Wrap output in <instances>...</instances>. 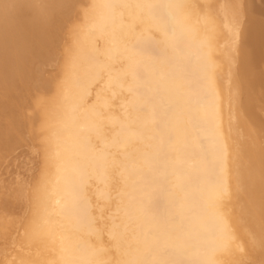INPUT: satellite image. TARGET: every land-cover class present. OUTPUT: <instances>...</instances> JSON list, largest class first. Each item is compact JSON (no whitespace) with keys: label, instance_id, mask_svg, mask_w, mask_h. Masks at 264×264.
Masks as SVG:
<instances>
[{"label":"bare ground","instance_id":"bare-ground-1","mask_svg":"<svg viewBox=\"0 0 264 264\" xmlns=\"http://www.w3.org/2000/svg\"><path fill=\"white\" fill-rule=\"evenodd\" d=\"M224 1L0 0V157L26 128L43 162L11 191L30 201L15 243L35 251L17 248L13 264L264 261V121L251 106L264 102L236 76L260 73L264 20ZM64 35L54 74H35Z\"/></svg>","mask_w":264,"mask_h":264},{"label":"rangeland","instance_id":"rangeland-1","mask_svg":"<svg viewBox=\"0 0 264 264\" xmlns=\"http://www.w3.org/2000/svg\"><path fill=\"white\" fill-rule=\"evenodd\" d=\"M219 1H220V0H219ZM219 1H217V2L214 1V3H216L215 5H218ZM222 1H223V0H221V3H222ZM229 1H230V0H229ZM229 1H228V0L226 1V0H225L224 2H225V3H228ZM240 1L242 2V5L247 4V6L249 5L248 2L251 3L250 6H251L252 9L255 11V12H254V11H252L251 9L249 10V12L251 11V13H250V14H252L251 16L254 17V15L256 14L255 16H257V17H254V18L259 19V20H261V21L264 20V19H262V17L264 18V14H263L264 11H261V9L264 10V0H260L261 2H259V0H258V1L256 0L258 3H257L255 0H243V1L240 0ZM244 1L247 2V3H245ZM251 1H252V2H251ZM241 2H240V3H241ZM255 2H256L258 5H257ZM210 3H211V4H214L212 0H210ZM221 3H220V4H221ZM253 3H254V5L252 6ZM208 4H209V3H207V4H205V5L207 6ZM211 4L208 5L209 8H210L209 11H210L211 15H212L213 12H214L213 10H215V13L219 11L218 14H217V17H219L218 15L221 16L220 13H222L221 11L224 10V8H223V6H222V5H224V4L222 3V5H219L217 8L214 6V7H215L214 9H213V5H211ZM255 4H256V5H255ZM210 5H211V6H210ZM225 5H226V4H225ZM225 5H224V7H226ZM200 6L203 7L202 3L200 4ZM206 6H205L204 9H206ZM208 6H207V8H208ZM250 6H248V7H250ZM258 6H260V7H258ZM262 6H263V7H262ZM220 7L222 8L221 11L218 10ZM251 7H250V8H251ZM253 7H254V8H253ZM261 7H262V8H261ZM200 8H201V7H200ZM221 8H220V9H221ZM256 8H257V9H256ZM202 9H203V8H202ZM255 9L259 11V12L257 11L259 14L256 13V10H255ZM259 9H260V10H259ZM212 11H213V12H212ZM249 12H248V14H249ZM252 12H253V13H252ZM215 13H214V15H216ZM223 13H224V11H223ZM223 13H222V15H224ZM257 14H258L259 16H258ZM214 15H213L212 17H214ZM247 16H250V15H247ZM217 17H216V16L214 17V21H215V18H217ZM222 18H223V16H221V18H218V19L222 21ZM218 19L216 20V22L219 21ZM241 19H246V15L244 14V17L241 18ZM241 19H240V20H241ZM239 22L241 23V21H239ZM242 22L244 23L245 21H242ZM240 23H239V26H240V27H241V25L243 26V24H242V23L240 24ZM263 23H264V21H263ZM218 24H220V28H221V26H222V25H221L222 22L220 23V21H219ZM240 27H239V30L241 29ZM220 31H222V29H221ZM223 32H224V31H223ZM223 32H222V33H223ZM239 33H240V32H239ZM65 35H66V34H65ZM65 35H64L63 37H60V38H61V41H60V39H59V41L57 40V43H56V44H59V43H60L59 46H61V45L63 44V45L61 46V48L64 46V47H63L64 49L62 48V51H61V49H60L59 46H58L59 49L56 47V50L58 49V50H57L58 52H57V53H55L56 51H55V52L51 51V52H53V53H50V52H49L50 54H47V55H46V56H47V57H46V60H45V58H43V57H41V58H38V57H37V59L35 58V60H36L37 62H36V61L34 62V66H35V63H36V65H38V67L40 68L39 70H37V71L34 72L35 74L38 73V71H40V72L42 71L41 74L43 73V75H46L45 77H48V74H49L50 77L54 74V72H53L54 70H53V69L55 68V70H56V66H55V64L57 65L56 62L58 61V59L56 60V58H60V59H61V57L63 56V52H64L63 50H66V49L68 48V44L70 43V41H68V38H67L68 36L65 37ZM240 37H241V36H238V38H239L238 40H240ZM64 38H65V39H64ZM66 38H67V39H66ZM223 38H224V37H222V39H223ZM62 39H63V40H62ZM222 39H221V40H222ZM224 40H225V39H224ZM62 41H65V42H62ZM66 41H67V42H66ZM222 41H223V40H222ZM61 42H62V43H61ZM66 43H68V44H66ZM223 43L226 44L225 41H223ZM236 43H237V40H236ZM238 43H239V42H238ZM64 44H65V45H64ZM221 44H222V42H221ZM227 44H228V39H227ZM223 45H224V44H223ZM223 45H219V46H222V47H223ZM261 45H262V47H261ZM261 45H260V50H263V49H264V40L262 41V44H261ZM224 46H225V45H224ZM226 46H227V45H226ZM226 46H225V47H226ZM65 47H67V48L65 49ZM225 47H224V48H225ZM261 48H262V49H261ZM59 51H60V52H59ZM262 52L264 53V50H263ZM262 52H260V54H261ZM58 53H59V54H58ZM60 53H61V57H60ZM263 53H262V54H263ZM52 54H53V56H54V54H55V56H56V57L54 56V59H53ZM57 54L59 55V57H58ZM262 54L260 55L261 57H262ZM50 55H51V56H50ZM263 55H264V54H263ZM49 57H50V58L52 57V58L50 59ZM42 58H43V60H41ZM262 58H263V59H262ZM262 58H261V59H262V61H263V63H264V57H262ZM38 59H39V60H38ZM48 59H49V60H48ZM50 61H51L52 63H50ZM53 61H54V63H53ZM262 61H261V60L258 61L259 64H260V65H259V64L257 63L258 66L263 65V63H260V62H262ZM43 62H44V64H43ZM49 63H50V64H49ZM45 64H46V65H45ZM48 64H49V65H48ZM43 65H44V66H43ZM237 65H239V64L237 63ZM54 66H55V67H54ZM258 66H257V70H258V68H259L260 73H261L262 71H264V70L261 71V69H263L264 67L261 66L262 68L260 69V67H258ZM263 66H264V65H263ZM236 68L238 69V70H236V72L239 71L238 73H236V76H238L237 79H238V83H239V90L241 89V91L243 92V88H244L245 86H248V87L250 88V89H248V90H252V91H249V92H252V93H253L254 90H255V87H257V85H259L260 88L262 87V90H263V88H264V86H263V85H264V80H263V79H264V77H263L264 73H263V74H260V73L258 72V73L260 74V75H258L257 71H254V75H255V74L258 75V76L255 75V77H258V78L261 79V77H259V76L262 75V79H261V81L259 82V84H258V80H257V82H255V79H257V78L254 77V75H253V73H252L251 71H250L249 73H251L250 75H252V76L254 77V79H253L252 76H248L249 73H247L246 75H247L250 79H253V80H251V82H252V81L254 82V85H253V83L251 84V82H250V85H251V86H250V85H248L249 82H248V84L242 82V80L245 81V82H247V80H248L249 78H246V79L244 80V79H243V78H244L243 76L246 77V75H245V74L243 75L242 70H240L241 68L239 69L238 66H237ZM40 72H39V73H40ZM34 73H33V74H34ZM51 73H53V74H51ZM50 74H51V75H50ZM238 74H239V75H238ZM241 75H243V76H241ZM240 76H241V77H240ZM239 78H242L241 81H239ZM260 79H259V80H260ZM248 81H250V80H248ZM241 82H242V83H241ZM240 83H241V85H240ZM243 83H244V84H243ZM255 83H256V84H255ZM260 83H261V84H260ZM246 84H247V85H246ZM243 85H244V86H243ZM240 86H242V87L240 88ZM252 86H253V87H252ZM259 86L257 87L258 89H259ZM248 87H245V88H244V90L246 89V90H245L246 93L248 92V90H247ZM21 88H22V87L19 86L17 89L20 90ZM252 88H253V89H252ZM258 89H257V90H258ZM257 90H255V92H257ZM260 91H261V89H260ZM260 91H258V93H261V92L263 93V92H264V90L261 91V92H260ZM242 92H241V94H242ZM245 92H243V93H244V94H243L244 99L246 98L245 96H247V95H245V94H246ZM255 92H254V93H255ZM239 93H240V92H239ZM254 93H253V96H254V97H253V100H252L253 102L257 101V99H258L259 101L264 102V99L259 98V97H256V96H258V95H257L258 93H255L256 95H255ZM262 93H261V94H262ZM247 94H248V96H249L250 93H247ZM261 94H259L260 97H261ZM248 96H247V98H250V97H252V94L250 95V97H248ZM263 96H264V93L262 94V97H263ZM243 97H242V95H241V98H243ZM254 99H256V100L254 101ZM260 99H261V100H260ZM252 101H251V102H252ZM259 101H257V102H259ZM253 102H252V103H253ZM252 103H251V104H252ZM254 104H255V103H254ZM254 104H253V105H254ZM262 104H263V103H262ZM262 104H261V105H262ZM253 105H251L253 111L257 110L258 114L256 113V115H258V116H259V112H260V116H261V117H260V116H259L260 118H259L258 116L255 117V114H254L253 111H252V112H253L252 115L254 114V116H253L254 119L258 118V119H256V122H257V120H259L260 123H261V120L264 121V110H262V108L264 109V107H263L264 105L259 106V105H260V102H259V104H258V103L255 104V105L257 106V108L255 107L256 109L253 107ZM255 105H254V106H255ZM258 106L261 107V109H259ZM24 107H25V105H24ZM24 107H23V109H22V112H23V115H26V114H28V112H27V110H26L27 108H24ZM240 109H241V108H240ZM242 109H243V107H242ZM242 109H241V110H242ZM260 110H262V111H260ZM242 112H243V110H242ZM255 112H256V111H255ZM261 112H262V113H261ZM244 114L247 115V113H243V115H244ZM246 115L243 116L244 119H245V116H246ZM249 115H250V114H249ZM249 115L246 116V118H249V119H247L248 121H249L251 118L253 119L252 115H251V116H249ZM248 116H249V117H248ZM252 119H251V120H252ZM254 119H253V120H254ZM251 120L249 121L251 125H252V123H253V125H255V124L258 125V124H260V123H258V122H257L258 124L255 123V122H251ZM254 121H255V120H254ZM254 123H255V124H254ZM262 123H263V122H262ZM262 123H261V125H258V126H257L258 128L255 127V126H254V127H255L257 130L261 131V130H263ZM263 125H264V124H263ZM260 127H261V128H260ZM23 128H24V127H23ZM259 128H260V129H259ZM25 130H26V128L23 129L24 133H23V131H22L23 134L21 133L20 138L17 139V140H15V141H18V143H16V142L14 141V144H13L14 146L12 145L9 149L2 150V151H5V153H7V154H5L4 152L2 153V151H1L2 154H1V157H0V158H1V159H0V175L2 176V178H1V176H0V179H2V180H0V185H1V186H0V192L4 195V196H3V195H1V193H0V197H1V198H0V212H1V213H0V219H1V217H2V213H4V215H5L4 219H1L0 221L5 220V223H7V221H8V217H9V222L11 221V222H10L11 224H15V225H16V226H15L16 229L14 228L13 225H10L12 228H9L10 226H9L8 223H7V224H6V225H7V228H8V229H7V228H6V225H5L4 223H2L3 227H2L1 224H0V227H2L3 229H4V226H5L6 233H7V234L5 233V229H4V230H3L2 228H1L2 230L0 229V235H4L3 238L0 237V248L2 247L1 249H6V251L9 252V253H7L5 250H3L2 252L0 251V255H2L1 253L5 252V254L3 253V255H5V256L8 255V256H7V258L9 257L8 259L13 258L14 256H12V255H13V254L15 255V253H16V254H18V256H20V257H18L19 259L22 258V257H23L22 259H25L26 256L28 255V257L30 256V257H29V260H30V258L32 259V256H34V255H32V253H33V252L35 253V251H33V249H32V246H31V248H30V249H31L30 251H31L32 253L29 252V251H27V248L30 247V245H29V247L27 246V245L29 244L27 241H26V243H28V244H27V245L24 244V247L26 246V250H24V249H25L24 247H23L24 249H22V247H20L21 249L18 248V247H17V244L15 243V241H18V243L21 242V241L18 240L17 238H16L17 240H15V236L18 237L17 235H19V232H20V233H22V232L24 233V231H25V233L27 232L26 229L28 228V224H27V223H28V222H27L28 220L26 219V218H27L26 216H28V214H29V208H27V207L29 206L30 201H28L29 198H27V200H23V201H25V202L27 201L28 204L24 202L23 205H22V206H24V208H22L21 205H17V204H20V203L22 204V202H23V201H22V198H23L24 196L20 197V198H21V201H22V202H21V201H20V198H17V200H16V197H15V198L13 197V196H15L16 194L14 193V195H13L12 192L16 190V186H17V185H20V183H21V185H22V183H23V184L25 183V184L28 185V184H29L28 181H29V182L31 183V187H32V186H33V183L37 180V178H36V176H35V173H36V174H40L39 171L41 172V169H39L38 166H40V164L43 165V162H42V156H41V155L39 156V153H40V152L38 151V150H40L39 147H38L37 144L31 139L32 136L30 135V133H28V131H27V130L25 131ZM25 138H27V139H25ZM22 139L25 140V141H23ZM21 140H22V141H21ZM31 140H32V141H31ZM26 141H27V142H26ZM33 142H34V143H33ZM263 142H264V141L261 142V145L264 147V145H263L264 143H263ZM27 143H28V144H27ZM15 144H16V145H15ZM17 144H20V146L17 145ZM25 144H26V146H25ZM17 146H18V147H17ZM33 146H34V147H33ZM15 147H17V148H15ZM31 148H32V149H31ZM11 149L13 150L14 153L12 152ZM27 149H28V150H27ZM35 149H36V150H35ZM10 151H11V152H10ZM20 151L22 152L23 155L21 154ZM37 151H38V152H37ZM9 152H10V154H9ZM33 152H34V153H33ZM3 154H4V155H3ZM24 154H25V155H24ZM34 154H35V155H34ZM40 154H41V153H40ZM5 155H6V156H5ZM9 155H10V157H9ZM12 155H13V156H12ZM18 155H21V156L19 157ZM26 155H29V156L26 157ZM30 155H31V156H30ZM32 155H33V156H32ZM17 156H18V157H17ZM9 158H10L11 160H10ZM15 158H16V159H15ZM17 158H18V160H17ZM21 158H22V159H21ZM4 159H5V160H4ZM8 159H9V160H8ZM24 159H25V160H24ZM16 160H17V162H16ZM23 160H24V161H23ZM26 160H27L28 162H27ZM29 160H30V161H29ZM1 161H2L3 163H2ZM4 161H6V163H4ZM8 161H9V164H7ZM11 161H12V162H11ZM33 161H34V162H33ZM40 161H41V163H40ZM29 162H33V164H31V163H29ZM12 163H13V164H12ZM24 163H26V165H25ZM36 163H37V164H36ZM38 163H39V164H38ZM14 164H15L16 166H15ZM30 164H31L32 167H30ZM2 165H3V166H2ZM13 165H14L15 167H14ZM23 165H24L25 167H26V166H28V167H26V169H25V167H24ZM33 165H34V166H33ZM35 165H37V166H35ZM7 166H8V167H10V166L12 167V166H13L14 168H13V167H12V168L10 167L9 170H8V169H7V168H8ZM19 167H20L21 170H23L22 172L20 171ZM41 167H42V170H43V166H41ZM16 168H17L18 170H17ZM28 168H29V169H28ZM31 168H32V169H33V168H34V169L37 168V169H35V170H34V169L32 170V171H33V174H30V172L32 173ZM13 169L15 170V172H14ZM10 170H11V171H10ZM27 170H30V171L28 172ZM9 171H10V172H9ZM16 171H17V172H16ZM24 171H25V172H24ZM2 172H3V173H2ZM5 172H6V175L9 176L8 178H9V179L12 178V179H10V180H9V179H6V178H5L6 175H4ZM11 172H12V173H11ZM26 172H28V173L26 174ZM1 173H2L4 176H3ZM13 173H14V174H13ZM17 173H18V174H17ZM8 174H11V175H8ZM16 174H17V175H16ZM21 174L23 175L22 177H21ZM24 174H25V175H24ZM18 175L20 176V177H19L20 179L18 178ZM32 175H33V176H32ZM11 176H12V177H11ZM14 176H15V177H14ZM26 176H27V177H26ZM34 176H35V178H34ZM3 177H4V178H3ZM24 177H25L26 179H25ZM31 177H32L34 180H33ZM13 178H14V179H13ZM21 178H22V180H21ZM23 178H24L25 180H23ZM38 178H39V177H38ZM17 179H19V180L16 181V183H15V180H17ZM27 180H28V181H27ZM17 182H19V183H17ZM26 182H27V183H26ZM5 183H6V184H5ZM12 183L15 184V185H13ZM3 184H4L5 186H4ZM16 184H17V185H16ZM12 185H13V186H12ZM29 185H30V184H29ZM1 187H2V188H1ZM26 187H27V186H26ZM13 188H15V190H14ZM27 188H30V187H27ZM5 189H8V190H6V192H4ZM3 190H4V191H3ZM12 190H13V191H12ZM11 191H12V192H11ZM7 193H8V194H7ZM10 193H11V195H10ZM2 197H3V201H2ZM4 197H5V198H4ZM6 197H7V199H6ZM27 197H29V196L27 195ZM11 198H12V200H11ZM25 198H26V197H25ZM9 199H10V200H9ZM8 200H9V201H8ZM15 200H16V202H15ZM18 200H19L20 202H19ZM11 201H12V203H11ZM17 201H18V202H17ZM3 202H4V204L2 205ZM8 203H10V204H8ZM14 203H15V205H13ZM6 204H7V205H6ZM25 204H27L28 206L25 205ZM11 205H12V206H11ZM10 206H11V207H10ZM13 206L15 207V209L13 208ZM20 206H21V207H20ZM25 206H26V210H25ZM17 207H18V208H17ZM1 209H2V211H1ZM16 209H17V210H16ZM19 209H20V210H19ZM23 209H24V211H23ZM15 210H16V211H15ZM27 210H28V214L25 215V211L27 212ZM6 211H7V212H6ZM12 211H13V213H15V214H17L18 211H21L22 213L19 212V213L17 214V216H18V217H17L15 214L12 213ZM5 212H6V213H5ZM8 212H9V213H8ZM9 214H10V216H7V215H9ZM20 214H23V215L21 216ZM4 215H3V216H4ZM13 215L15 216V218L17 217L16 221H13V220H12V218H14ZM6 216H7V217H6ZM20 216H21L22 218H19ZM25 217H26V218H25ZM2 218H3V217H2ZM5 218L7 219V221H6ZM15 218H14V220H15ZM23 219H24V220H23ZM17 220H18V221H17ZM21 220H22V221H25V222H23V223H25V224H23ZM12 222H13V223H12ZM15 222H17V224H16ZM20 222H21V225L23 224L22 227H24V228L20 227V226H21V225L19 224ZM17 225H20V226L18 227ZM26 225H27V227H26ZM8 226H9V227H8ZM17 227H18V228H17ZM25 227H26V228H25ZM14 229L16 230V232H15ZM18 229H19V232H17ZM21 229H23V230H21ZM2 231H4V233H3ZM14 233H15V234H14ZM17 233H18V234H17ZM25 233H24V235L26 236ZM5 234H6L7 237L5 236ZM9 234H10V235H9ZM8 235H9V236H8ZM14 235H15V236H14ZM20 235H21V237H22L23 234H20ZM20 235H19V238L22 240V238L20 237ZM24 235H23V238L25 239V236H24ZM10 239H11V240H10ZM7 240H8V241H7ZM23 241H25V240H22V242H23ZM22 242H21V244H22ZM9 243H10V244H9ZM4 244H5V245H4ZM11 244H12V245H11ZM21 244H19V245H21ZM6 246H9V247L11 246L10 248H12L13 250H14L15 248H16V249L13 251V253H11V251H10L11 249H10L9 247L6 248ZM15 246H16V247H15ZM22 246H23V245H22ZM14 247H15V248H14ZM17 248H18L22 253L25 252V254H23V255H26V252H27V255L25 256V258H24V256H21L22 253L18 252V251H17V250H18ZM9 249H10V250H9ZM22 250H23V251H22ZM28 250H29V249H28ZM14 252H15V253H14ZM6 253H7V254H6ZM3 255L0 257V259L2 258V260H3V261H0V262H1L0 264H5V262L8 261V259H7V260H4L6 257H5V256L3 257ZM10 255H11V258H10ZM36 255H37V254H36ZM16 256H17V255H16ZM16 256H15V257H16ZM15 257L12 259V261L10 260V261L12 262L11 264H13V263L16 262L17 257H16V259H15ZM28 257H27V259H28ZM33 259H35V257H33ZM33 259H32V260H33ZM20 260H21V259H20ZM14 261H15V262H14ZM17 261H18V260H17ZM257 261H258V264H259V263H260V264H264L263 259H257ZM257 261L255 260V261H252L251 263H252V264H255V262L257 263ZM3 262H4V263H3ZM8 262H9V261H8ZM7 264H9V263H7Z\"/></svg>","mask_w":264,"mask_h":264}]
</instances>
